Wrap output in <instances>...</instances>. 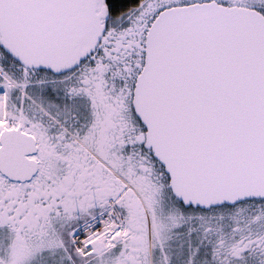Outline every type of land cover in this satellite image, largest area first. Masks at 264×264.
Wrapping results in <instances>:
<instances>
[{
    "label": "snow or ice",
    "instance_id": "obj_1",
    "mask_svg": "<svg viewBox=\"0 0 264 264\" xmlns=\"http://www.w3.org/2000/svg\"><path fill=\"white\" fill-rule=\"evenodd\" d=\"M0 264H264V0H0Z\"/></svg>",
    "mask_w": 264,
    "mask_h": 264
}]
</instances>
